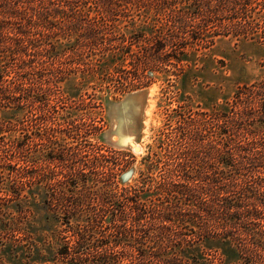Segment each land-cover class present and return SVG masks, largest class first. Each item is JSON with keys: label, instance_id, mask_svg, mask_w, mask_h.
I'll list each match as a JSON object with an SVG mask.
<instances>
[{"label": "rangeland", "instance_id": "obj_1", "mask_svg": "<svg viewBox=\"0 0 264 264\" xmlns=\"http://www.w3.org/2000/svg\"><path fill=\"white\" fill-rule=\"evenodd\" d=\"M113 1L117 13L110 18L98 13L108 7H97L92 0L7 6L36 18L38 12L48 11L45 17L54 26L45 29L37 21L26 29L29 38L11 31L16 43L0 44L2 50L19 51L14 58L12 110H4L0 96V150L12 148L11 164L17 171L6 178L18 185L29 182L19 200L0 193V202L9 201L5 208L19 230L14 234L17 243L0 237V256L5 264H67L59 255L67 247L70 264L79 257L104 254L128 263L167 253L164 246L156 251L154 243L186 240L191 245L181 253L183 264H243L230 239L198 240L190 228L174 227L161 234L134 227L131 221L124 226L113 215H120L115 212L119 207L133 214L130 193H159L156 187L168 178L181 182L184 173L177 165L187 173L198 170L195 165L203 164L196 161L206 159L203 146L209 141L222 150V108L239 90L264 82V49L250 40L216 36L213 30L224 21L211 20V32L200 31L203 20L194 21L197 30L178 34L174 20L147 18L149 4L175 2L183 8L191 0ZM72 10L91 13L72 16ZM71 23H89L104 41L90 42L85 37L90 30ZM148 26L154 27L153 35ZM162 26L165 32L158 30ZM173 37L175 45L160 52L161 59L167 56L165 63L139 62L146 51L155 52L156 44ZM126 50L130 55L122 58ZM186 56V62L177 61ZM4 60L1 65H7ZM255 172L264 177V168ZM181 200L184 213L203 208ZM176 202L161 197L139 201L148 210H160L162 203L174 209ZM117 228L128 231L127 237L117 234ZM137 242L150 244V251L139 252ZM101 243L109 245L94 248Z\"/></svg>", "mask_w": 264, "mask_h": 264}, {"label": "trees", "instance_id": "obj_2", "mask_svg": "<svg viewBox=\"0 0 264 264\" xmlns=\"http://www.w3.org/2000/svg\"><path fill=\"white\" fill-rule=\"evenodd\" d=\"M89 0H71L74 5L78 2ZM97 7H108L100 14H107L108 18L115 16L117 13L113 0H92ZM153 1V0H152ZM158 1V0H154ZM163 1V0H161ZM66 3V0H0V16L3 21H0V44L9 41L16 43L10 37L11 31L15 32L14 36L30 37L29 30L34 28L37 21L45 29L54 26L47 21L45 15L48 11L38 12L37 18L35 14L23 13L7 9L8 5L25 4L30 5L39 3V5H58ZM188 7H176V3L158 2L149 4L146 7L147 18L152 17H167L169 20H174V29L178 34H187L192 28L197 30V27L192 24L194 21L203 20L204 26H201L200 31L211 32L208 29V23L211 20L224 21L223 24L216 27L214 34L216 36L233 37L237 41L250 40L255 42L257 46L264 49V0H191L188 2ZM155 7V8H152ZM57 14H65L60 11H55ZM72 16L88 17L91 11L70 12ZM208 25V26H207ZM73 28H85L90 30L86 39L92 43L104 41L103 38H98L93 32L94 26L88 23L73 25ZM149 34L153 33L154 27L148 26ZM165 32V26L158 29ZM153 35V34H152ZM55 36V35H53ZM172 37V36H171ZM44 38V36H43ZM53 37L45 39H52ZM175 37L171 41L159 43L155 45V52L146 51V56L139 62L145 66L158 65L165 63L167 58L161 59L160 52L167 47L171 48L175 45ZM198 40V39H196ZM20 42V41H18ZM17 42V43H18ZM30 43V41H29ZM19 44V43H18ZM132 46V45H131ZM185 46L182 47L184 49ZM21 51V50H20ZM23 52V51H22ZM19 53L15 49H0V96L4 104V110H12L13 94L15 88L12 80L15 74L14 58ZM106 53V52H105ZM107 55V54H106ZM124 55H130V51H122ZM121 56L119 60L122 59ZM184 59H177L178 62H186ZM5 59V60H4ZM3 60L7 63L1 65ZM118 61L112 59V61ZM124 62V61H122ZM64 79V78H63ZM245 92L240 90L236 94L232 102H226L220 115V119L224 123L219 127V134L225 138L222 144V150H217L210 145L203 146V152L206 156L205 160H198L199 164L195 165L198 170H192L187 173L185 167L177 165V169L183 175L181 182H176L171 178L164 181L163 184L156 187L159 193H130L134 198L133 214H125L121 211V207L115 210L120 215H113V219L117 222H124V226L131 221L134 227L145 228L147 230L157 229L161 234L166 233L171 228H190L194 232V237L198 240L202 239H230L234 242L238 251V260L243 264H264V177L256 175V171L264 168V82L259 85L245 88ZM1 110V109H0ZM1 130V129H0ZM211 134V133H210ZM213 134V133H212ZM198 138V135H194ZM213 138V135H211ZM212 140V139H208ZM12 148L5 151L0 150V193H6L7 196L14 200H19L24 193L29 182L17 184L15 180H8L6 175L12 178L16 174L15 168L12 166ZM218 154L220 159H218ZM196 156H198L196 154ZM176 169V172H177ZM205 170V171H204ZM204 173H201L203 172ZM187 174H190L187 175ZM202 184H195L196 182ZM185 184V185H184ZM187 184V185H186ZM203 190L205 192H203ZM161 192V193H160ZM152 197L174 198L177 200L174 209L164 208V203L160 204L162 209H146V205L139 203L142 199ZM207 200L203 202L202 198ZM136 199V200H135ZM186 202H196L203 208L189 213H184L181 209L183 200ZM179 200V201H178ZM9 201L0 202V232L1 240L5 238H13L14 243L18 240L14 234L18 232V224L15 219L11 218L7 207ZM135 211V212H134ZM113 220V222H115ZM119 235L127 237L129 233L126 230L117 228ZM144 233L145 231H140ZM191 234H193L191 232ZM188 242V243H187ZM185 243V244H184ZM154 243L157 246L156 251L163 247L164 253L161 256L153 255L150 258H142L124 262L116 256L100 255L97 258L89 259L79 257L74 259L75 264H183L181 253L184 247L191 245L189 241H169L168 243ZM108 243H101L94 248L101 250L108 247ZM115 247L120 246V242L114 241ZM151 246L152 250L155 246ZM89 246V245H88ZM79 247H85L81 244ZM129 247V245H128ZM150 244L137 242L134 247L139 252H148ZM69 250L63 247L59 251V255L63 257L67 264L72 263L69 257ZM150 251V250H149ZM168 254H171L170 256ZM70 260V261H69ZM0 264H5L0 256Z\"/></svg>", "mask_w": 264, "mask_h": 264}, {"label": "water", "instance_id": "obj_3", "mask_svg": "<svg viewBox=\"0 0 264 264\" xmlns=\"http://www.w3.org/2000/svg\"><path fill=\"white\" fill-rule=\"evenodd\" d=\"M132 146V144H130Z\"/></svg>", "mask_w": 264, "mask_h": 264}, {"label": "bare ground", "instance_id": "obj_4", "mask_svg": "<svg viewBox=\"0 0 264 264\" xmlns=\"http://www.w3.org/2000/svg\"><path fill=\"white\" fill-rule=\"evenodd\" d=\"M133 147V146H132Z\"/></svg>", "mask_w": 264, "mask_h": 264}]
</instances>
